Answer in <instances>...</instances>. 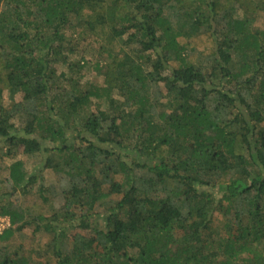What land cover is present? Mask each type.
<instances>
[{
  "label": "trees",
  "instance_id": "1",
  "mask_svg": "<svg viewBox=\"0 0 264 264\" xmlns=\"http://www.w3.org/2000/svg\"><path fill=\"white\" fill-rule=\"evenodd\" d=\"M1 219L0 264H264V0H0Z\"/></svg>",
  "mask_w": 264,
  "mask_h": 264
},
{
  "label": "rangeland",
  "instance_id": "2",
  "mask_svg": "<svg viewBox=\"0 0 264 264\" xmlns=\"http://www.w3.org/2000/svg\"><path fill=\"white\" fill-rule=\"evenodd\" d=\"M73 39L75 40L72 44L73 47H76V51H74V53L72 55H70L71 58V62L73 63H79V65L81 66V68H77V70L80 71L79 75L81 77H79L80 82L81 83H93L96 85H101L102 84V76L98 73V70L96 68V62H100V67L101 64L103 63V57L101 58L98 55V44L95 42H92L91 40H78L73 37ZM72 40H68L67 42L70 43ZM81 41V42H80ZM82 58H85V60H82ZM65 70L62 67L58 68V72L64 73ZM4 96V100H6L8 102V96L7 94L4 92L3 93ZM16 101L20 100V97L17 96ZM12 102L9 101V105ZM92 111L96 110V102L95 104H92L91 107ZM44 156L41 155H32V156H26V155H22V151L21 149L18 151H15V158H21V160H23L25 162V168L27 170V172L31 173V172H35V170H38L37 167L42 165L43 160L45 159ZM11 159H7L6 163H10ZM43 177H41L40 179L37 180V184H33L30 188L31 193L33 194H28V195H23L21 193H18V196L15 195L14 196V200L17 201V203H22V204H29L30 201H33L34 199L37 198L35 192L38 191V187L42 186V187H47V186H56V180L54 177V174L52 171H47L45 170L42 174ZM50 194V193H49ZM51 195V194H50ZM52 196V195H51ZM52 203L53 205H55L56 207L59 205L57 203V201L52 198ZM41 237H43L42 233H34L32 228H26L24 229L22 232L17 233L16 235L13 236V244H18L21 241H24L25 244L27 242H29L30 240H39ZM24 249H28L27 245H24ZM37 261L39 262H50L53 263V260L50 257V254H40L39 259L36 258Z\"/></svg>",
  "mask_w": 264,
  "mask_h": 264
},
{
  "label": "built area",
  "instance_id": "3",
  "mask_svg": "<svg viewBox=\"0 0 264 264\" xmlns=\"http://www.w3.org/2000/svg\"><path fill=\"white\" fill-rule=\"evenodd\" d=\"M3 223H5V224L8 225V220H4V219H1V220H0V230H1V228L4 227V226H3Z\"/></svg>",
  "mask_w": 264,
  "mask_h": 264
}]
</instances>
